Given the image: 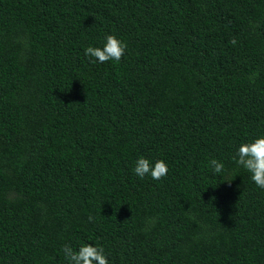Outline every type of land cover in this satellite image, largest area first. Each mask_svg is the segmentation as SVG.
Returning <instances> with one entry per match:
<instances>
[{
	"label": "trees",
	"instance_id": "trees-1",
	"mask_svg": "<svg viewBox=\"0 0 264 264\" xmlns=\"http://www.w3.org/2000/svg\"><path fill=\"white\" fill-rule=\"evenodd\" d=\"M109 33L125 54L89 63ZM259 133L264 0H0V264L84 241L111 264H264V190L230 161ZM138 155L167 176L138 179Z\"/></svg>",
	"mask_w": 264,
	"mask_h": 264
},
{
	"label": "clouds",
	"instance_id": "clouds-1",
	"mask_svg": "<svg viewBox=\"0 0 264 264\" xmlns=\"http://www.w3.org/2000/svg\"><path fill=\"white\" fill-rule=\"evenodd\" d=\"M235 43V41H233ZM127 48L117 35L109 33L102 37L99 44H89L83 49V55L89 63H118ZM235 169H243L249 174L255 188L264 190V133L246 138L233 147L230 157ZM208 169L214 176H224L229 169L223 159L215 157L208 160ZM138 179L150 178L160 181L169 172V164L162 157L138 155L131 169ZM65 264H111L109 253L100 243L84 241L78 247L65 244L62 247Z\"/></svg>",
	"mask_w": 264,
	"mask_h": 264
}]
</instances>
